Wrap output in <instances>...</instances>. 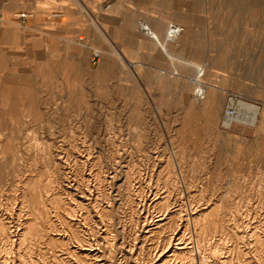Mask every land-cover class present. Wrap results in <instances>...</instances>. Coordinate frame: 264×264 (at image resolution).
<instances>
[{
    "label": "rangeland",
    "instance_id": "1",
    "mask_svg": "<svg viewBox=\"0 0 264 264\" xmlns=\"http://www.w3.org/2000/svg\"><path fill=\"white\" fill-rule=\"evenodd\" d=\"M147 2L185 25L162 66H130L117 41L70 53L57 0H0V254L16 264H94L90 244L139 264L179 226L185 264H264V0ZM231 95L255 124L224 123ZM147 207L170 214L145 240Z\"/></svg>",
    "mask_w": 264,
    "mask_h": 264
},
{
    "label": "crops",
    "instance_id": "2",
    "mask_svg": "<svg viewBox=\"0 0 264 264\" xmlns=\"http://www.w3.org/2000/svg\"><path fill=\"white\" fill-rule=\"evenodd\" d=\"M130 1L57 0L58 8L54 10H59L60 44L66 51L76 54L83 53L86 47L88 55L98 59L117 41L121 42L123 57L130 66L137 60H150L152 56L160 60L159 66L171 62L174 56L170 48L163 47L158 38L147 33L141 25L145 21L163 40L170 15L154 16L156 6L147 0H133L132 8Z\"/></svg>",
    "mask_w": 264,
    "mask_h": 264
},
{
    "label": "bare ground",
    "instance_id": "3",
    "mask_svg": "<svg viewBox=\"0 0 264 264\" xmlns=\"http://www.w3.org/2000/svg\"><path fill=\"white\" fill-rule=\"evenodd\" d=\"M151 28V27H150ZM153 31V29H151ZM154 32V31H153ZM155 33V32H154ZM156 37L158 38V41L162 44L161 38L155 33ZM201 85V84H200ZM200 90L202 93L206 92L208 93L209 88L205 89L203 85L200 86ZM207 95V94H206ZM240 105L245 109L246 116L242 117V121L244 122H250L254 123L257 121V114H258V106L254 103L240 100ZM255 124V123H254ZM116 133V132H115ZM35 135V134H34ZM86 137V136H85ZM124 137V136H123ZM65 141V140H64ZM78 150V149H77ZM55 151V150H54ZM90 153V152H89ZM36 155V154H35ZM79 161V160H78ZM85 161V160H84ZM94 161V160H93ZM113 161V160H112ZM64 165V164H63ZM21 166V165H20ZM150 170V169H149ZM19 171V170H18ZM78 171V170H77ZM102 171V170H101ZM90 172V171H89ZM103 173V172H102ZM36 174V173H35ZM89 178V177H88ZM79 179V178H78ZM10 180V179H9ZM54 181V180H53ZM134 181V180H133ZM87 182V181H86ZM48 184V183H47ZM10 185V184H9ZM160 185V184H159ZM11 188V187H10ZM74 190V189H73ZM48 191V190H47ZM23 192V191H22ZM159 191H155L154 193L150 192L147 197L146 201L148 202V205H151L153 203H156L159 198ZM22 194V193H21ZM103 194V193H102ZM181 194V193H180ZM8 195V194H7ZM102 196V195H101ZM166 196V195H165ZM162 195V197H165ZM169 196V195H168ZM26 200V199H25ZM3 201V200H2ZM73 201V200H72ZM217 201V200H216ZM184 203V201H183ZM49 204V203H48ZM84 204V203H83ZM76 205V204H75ZM94 205V204H93ZM54 206V205H53ZM125 206V205H124ZM146 206V205H145ZM192 206V205H191ZM237 206V205H236ZM5 207V206H4ZM2 208L1 211L5 216L8 218V221L13 223V226H15L13 229L14 231V239L12 241V246H14L16 241H18L19 236L22 234L21 227L16 225V214L17 210L21 209L22 207H15L13 208ZM137 207V206H136ZM151 207V206H150ZM174 207V206H173ZM45 208V207H44ZM79 208V207H78ZM246 208V207H245ZM209 209V208H208ZM211 209V208H210ZM71 210V209H70ZM99 210V209H98ZM155 210L149 209L147 207V210L145 211V224L147 223V227L144 231L148 234L145 237L148 239L150 237V234H152L156 228L161 227L163 225V220L168 217L170 214V211L167 212H160L156 213ZM205 211V210H204ZM212 211V210H211ZM172 212V211H171ZM1 213V212H0ZM23 213V212H22ZM203 213V212H202ZM206 214V213H205ZM28 216V215H27ZM72 216V215H71ZM74 217V216H73ZM57 218V217H56ZM178 218V217H177ZM235 218V217H234ZM43 219V218H42ZM205 219V217L203 218ZM80 220V218H79ZM201 220V219H200ZM234 220V219H233ZM28 222V221H27ZM22 223V222H21ZM24 223V222H23ZM76 224V223H75ZM22 226V225H21ZM51 228V227H50ZM53 230V229H52ZM3 231V230H2ZM101 231V230H99ZM56 232V231H55ZM150 233V234H149ZM12 234V233H11ZM91 234V233H90ZM145 234V233H144ZM254 236V235H253ZM21 237V236H20ZM165 237V236H164ZM47 238V237H46ZM189 238V237H188ZM225 238V237H224ZM118 239V238H117ZM102 241V240H101ZM64 242V241H63ZM190 240L186 238V235L184 232L180 230V226L173 231V233L170 236V239L167 244L162 246L161 248L159 246H155V248L150 252L149 258L146 261H141L139 264H185L183 259H180L179 256H181L184 252L188 251L190 248L192 249L190 245ZM71 243V242H70ZM107 243V242H106ZM77 244V243H76ZM144 244V243H143ZM141 244V247L144 246ZM19 245V244H18ZM239 245V244H238ZM27 246V245H26ZM132 246V245H131ZM146 246V245H145ZM144 246V247H145ZM138 247L137 243H135L134 247L132 248V251H135L134 249ZM19 248V247H18ZM139 248V247H138ZM143 248V247H142ZM14 249V248H13ZM82 252L83 256H91L95 258V261H93L94 264H110L107 262V260L104 259L103 253L97 249L96 247H93V245L90 244V246L83 247L82 245L76 246V250ZM97 249V251H96ZM151 249V248H150ZM11 250V249H10ZM66 252V251H65ZM77 252V251H76ZM147 252V251H146ZM185 254V253H184ZM205 254V253H204ZM14 255V254H13ZM15 256V255H14ZM31 258V257H30ZM77 258V257H76ZM143 259V258H142ZM145 259V257H144ZM243 259V258H242ZM17 259L15 257H12L10 254H0V264H16ZM81 260V259H80ZM138 260V259H137ZM188 260V259H187ZM229 260V259H228ZM192 261V260H191ZM47 262V261H46Z\"/></svg>",
    "mask_w": 264,
    "mask_h": 264
},
{
    "label": "built area",
    "instance_id": "4",
    "mask_svg": "<svg viewBox=\"0 0 264 264\" xmlns=\"http://www.w3.org/2000/svg\"><path fill=\"white\" fill-rule=\"evenodd\" d=\"M19 15L21 17H26L27 12H22ZM141 25L147 33L156 37L155 33L151 30L150 26L145 21H142ZM184 31L185 25L178 22H170L166 31V39L170 41H176L177 38H179L184 33ZM200 86L197 88L198 95L203 94L200 90ZM240 100L237 95H231L229 97L224 117L225 124H232L233 122L242 120V117L246 116L245 109L240 105Z\"/></svg>",
    "mask_w": 264,
    "mask_h": 264
}]
</instances>
